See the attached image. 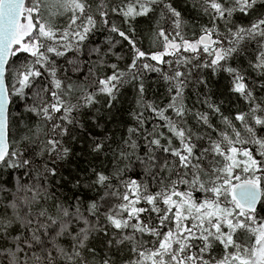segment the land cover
<instances>
[{
	"label": "snow or ice",
	"instance_id": "1",
	"mask_svg": "<svg viewBox=\"0 0 264 264\" xmlns=\"http://www.w3.org/2000/svg\"><path fill=\"white\" fill-rule=\"evenodd\" d=\"M0 264H264V0H0Z\"/></svg>",
	"mask_w": 264,
	"mask_h": 264
},
{
	"label": "trees",
	"instance_id": "2",
	"mask_svg": "<svg viewBox=\"0 0 264 264\" xmlns=\"http://www.w3.org/2000/svg\"><path fill=\"white\" fill-rule=\"evenodd\" d=\"M97 38H99V37H97ZM155 79H156L155 74H149V82H150V84H151V81H154ZM156 87H157V85H155V84H152V85H151V88H152V89H155ZM161 91H162V89H161ZM150 95H151V91H150ZM128 96H129V97L131 96V91H129ZM118 107H119V106H118ZM122 107H123L124 109H126V108L128 107L127 102H125L124 105H123ZM118 115H119V113H118Z\"/></svg>",
	"mask_w": 264,
	"mask_h": 264
}]
</instances>
